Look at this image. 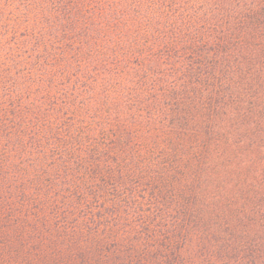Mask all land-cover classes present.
Instances as JSON below:
<instances>
[{
  "label": "trees",
  "instance_id": "16d2710c",
  "mask_svg": "<svg viewBox=\"0 0 264 264\" xmlns=\"http://www.w3.org/2000/svg\"><path fill=\"white\" fill-rule=\"evenodd\" d=\"M2 107L0 194L40 264H264V0H0ZM66 113L105 132L55 161L30 131Z\"/></svg>",
  "mask_w": 264,
  "mask_h": 264
},
{
  "label": "rangeland",
  "instance_id": "374dc122",
  "mask_svg": "<svg viewBox=\"0 0 264 264\" xmlns=\"http://www.w3.org/2000/svg\"><path fill=\"white\" fill-rule=\"evenodd\" d=\"M20 71L21 73L25 74L27 70L24 69V71ZM30 98L33 99L34 97ZM4 111L5 107L0 108L1 117H3L2 112ZM42 118L44 119H41L39 122L35 123L34 127H32H36V130L33 132V130L30 129L31 127L29 124L32 123L33 120H29V118L27 117L26 122L24 123V133H28L31 130L30 133H34L35 136L38 137V139L39 137L40 139L43 137L42 142L44 143L45 150L50 153V158L55 161L60 158V155L58 153L61 152V150H69L72 153V150L74 152H77L84 150L85 147H92L96 142H98L100 137H102L103 133L105 132L102 131V129H104L103 124L98 120L94 119L90 121L87 119L81 121L80 118L71 113L61 114L58 116L48 115ZM45 127L51 129L52 132L54 131L52 136L47 137L41 134V129H44ZM5 130L7 131L6 135H11L12 131L10 127H5ZM66 137H74L76 138V140L67 142L68 139L66 140ZM111 187L112 188L107 187L108 191L112 190V192H115L118 186L116 184H113ZM122 191L123 190L120 188L119 194H121ZM47 202L50 203V201ZM9 203L10 202L7 199L3 198L0 194V264L25 263V260H21L14 255L15 252L12 250V248L4 246L3 238H8V241L17 244L19 249L28 250V252L25 254V256H27V259H31V263H36V261H38V263L36 264H40V261H42L43 258L46 257L44 249L48 245L49 236H47L40 227L37 231H33L32 229H30V223H28L27 226L26 224L25 226H21L19 222L20 218L18 217V210L14 208V204L10 205ZM8 205H10L13 209L10 213H7V211L3 210ZM38 205L40 207L41 203H39ZM45 205H47L46 202ZM58 205H60V210H54L52 212L53 215L49 216L48 219L51 220L55 226L63 228L65 222H69L70 218H72L71 222L73 223L78 219V217H85L86 213H89L90 210H92L91 213L97 211V209L101 207L102 203L98 199L95 201L89 200V203H86L87 210L72 212L67 217H63V213L65 212L61 211V203H59ZM85 211L87 212L85 213ZM31 215L35 216L34 212L31 213ZM106 218H104L103 220H105ZM16 225L19 226V229L16 232V238L10 237V235L14 232L13 230L15 229Z\"/></svg>",
  "mask_w": 264,
  "mask_h": 264
}]
</instances>
